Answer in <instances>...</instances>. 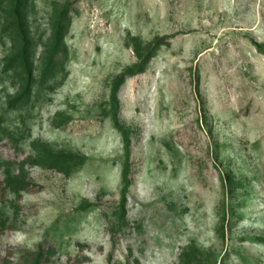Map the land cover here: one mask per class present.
I'll use <instances>...</instances> for the list:
<instances>
[{"label":"rangeland","instance_id":"obj_1","mask_svg":"<svg viewBox=\"0 0 264 264\" xmlns=\"http://www.w3.org/2000/svg\"><path fill=\"white\" fill-rule=\"evenodd\" d=\"M0 264H264V0H0Z\"/></svg>","mask_w":264,"mask_h":264}]
</instances>
